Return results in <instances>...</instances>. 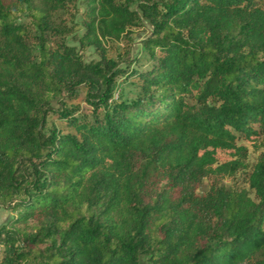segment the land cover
<instances>
[{"label": "trees", "instance_id": "trees-1", "mask_svg": "<svg viewBox=\"0 0 264 264\" xmlns=\"http://www.w3.org/2000/svg\"><path fill=\"white\" fill-rule=\"evenodd\" d=\"M244 141L264 146V0H0V264H264Z\"/></svg>", "mask_w": 264, "mask_h": 264}, {"label": "rangeland", "instance_id": "rangeland-1", "mask_svg": "<svg viewBox=\"0 0 264 264\" xmlns=\"http://www.w3.org/2000/svg\"><path fill=\"white\" fill-rule=\"evenodd\" d=\"M79 8H83L82 5H77ZM69 13L65 17L68 21V25L71 26L73 22H78L80 20L79 15H77L75 11V6H72L69 9ZM149 31V25H147L145 22H140V25H138L135 28L129 29L124 39L121 41H109L108 43H105V46L107 48L108 56L110 58H120L125 59L127 57H132L137 53V51L140 48V43L143 41ZM69 45L77 46V43L74 42L71 38L68 40ZM85 58L87 60L97 59V52L93 48H88L85 52ZM254 142L250 141H244V145L248 149L247 154V170H250L253 164L257 160L258 153L264 152V146H261L259 148H255L253 145ZM231 159V156L229 152L225 151H218L217 152V161L218 163H223L226 161H229ZM243 171H240L237 173L236 178L234 179L233 183L241 188H247L246 185L243 183ZM230 182H227V185H229ZM206 183L203 185V189L205 190ZM9 217V214L4 210L0 208V225L3 224Z\"/></svg>", "mask_w": 264, "mask_h": 264}, {"label": "built area", "instance_id": "built-area-1", "mask_svg": "<svg viewBox=\"0 0 264 264\" xmlns=\"http://www.w3.org/2000/svg\"><path fill=\"white\" fill-rule=\"evenodd\" d=\"M116 97H117V94H115L114 98H116Z\"/></svg>", "mask_w": 264, "mask_h": 264}]
</instances>
